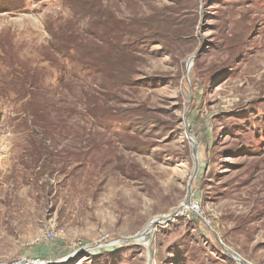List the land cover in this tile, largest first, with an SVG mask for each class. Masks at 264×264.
<instances>
[{
    "label": "rangeland",
    "instance_id": "obj_1",
    "mask_svg": "<svg viewBox=\"0 0 264 264\" xmlns=\"http://www.w3.org/2000/svg\"><path fill=\"white\" fill-rule=\"evenodd\" d=\"M82 1L0 0V258L264 264V0Z\"/></svg>",
    "mask_w": 264,
    "mask_h": 264
},
{
    "label": "trees",
    "instance_id": "obj_2",
    "mask_svg": "<svg viewBox=\"0 0 264 264\" xmlns=\"http://www.w3.org/2000/svg\"><path fill=\"white\" fill-rule=\"evenodd\" d=\"M86 2L83 0L82 4H85ZM75 8H78L76 6ZM79 8H85L83 5L79 6ZM73 34H67V33H61L52 30L50 32V39H49V45L52 46L57 52L60 54L66 53L68 50H70V42L72 44L73 41ZM120 33L117 31L114 35L107 34L105 38H107V41L115 43L120 42ZM93 50L91 49L89 51L82 50L79 55V60L82 62V65H85V68L94 69V70H101L105 75H113L114 70L119 71L121 73V76L124 77L128 74V69L130 68V56H131V50L124 48L123 45H119V53L120 58H118L115 62L111 59V55L108 53L106 63L101 65L95 61V56L93 54ZM85 56H88L86 58ZM93 58V59H92ZM127 83L124 79L122 80V84Z\"/></svg>",
    "mask_w": 264,
    "mask_h": 264
},
{
    "label": "built area",
    "instance_id": "obj_3",
    "mask_svg": "<svg viewBox=\"0 0 264 264\" xmlns=\"http://www.w3.org/2000/svg\"><path fill=\"white\" fill-rule=\"evenodd\" d=\"M199 210V205L193 200H190L189 203L181 210ZM182 212V211H181ZM0 264H43V260L39 257H32L29 255H19L12 258H0Z\"/></svg>",
    "mask_w": 264,
    "mask_h": 264
},
{
    "label": "bare ground",
    "instance_id": "obj_4",
    "mask_svg": "<svg viewBox=\"0 0 264 264\" xmlns=\"http://www.w3.org/2000/svg\"><path fill=\"white\" fill-rule=\"evenodd\" d=\"M185 205H183V207H184ZM163 217H165V216H162V217H158V218H155L154 220H152V221H150L147 225H146V227H145V229L138 235V237H144V238H146V237H150L151 236V234H152V229L154 228L153 226L157 223V221H159V220H161ZM136 240H138V239H140V238H135ZM140 240H142V239H140ZM96 247H100L99 245H96L95 246V248ZM224 248L227 250V251H229L230 252V250H229V248L226 246V245H224ZM231 256H236V255H233V254H230ZM236 258V257H235ZM242 261V260H241Z\"/></svg>",
    "mask_w": 264,
    "mask_h": 264
},
{
    "label": "water",
    "instance_id": "obj_5",
    "mask_svg": "<svg viewBox=\"0 0 264 264\" xmlns=\"http://www.w3.org/2000/svg\"><path fill=\"white\" fill-rule=\"evenodd\" d=\"M189 199H187L184 203L185 204H187V203H189ZM183 203V204H184ZM183 208V205H180V206H178V207H176V208H174L173 210H172V212H170L168 215H167V217H165V218H172L174 215H176L181 209ZM221 245H222V247L224 248V244L223 243H221ZM225 249V248H224ZM226 250V249H225ZM227 251V250H226ZM229 252V251H228ZM229 254H233V255H236L234 252H232V251H230L229 252ZM237 256V255H236ZM238 257V256H237ZM240 258V257H239ZM241 260H242V262L243 263H246V261L245 260H243L242 258H240Z\"/></svg>",
    "mask_w": 264,
    "mask_h": 264
}]
</instances>
